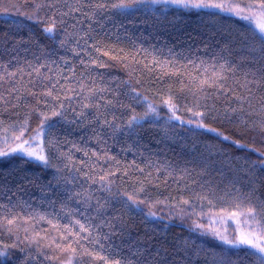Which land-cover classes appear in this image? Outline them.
I'll use <instances>...</instances> for the list:
<instances>
[{"label": "trees", "instance_id": "obj_1", "mask_svg": "<svg viewBox=\"0 0 264 264\" xmlns=\"http://www.w3.org/2000/svg\"><path fill=\"white\" fill-rule=\"evenodd\" d=\"M186 2L0 0V152L43 133L46 159L0 157L6 264H259L208 234L264 220L259 0Z\"/></svg>", "mask_w": 264, "mask_h": 264}, {"label": "snow or ice", "instance_id": "obj_2", "mask_svg": "<svg viewBox=\"0 0 264 264\" xmlns=\"http://www.w3.org/2000/svg\"><path fill=\"white\" fill-rule=\"evenodd\" d=\"M77 3H79V0H77ZM159 4V3H176L179 4L181 6L184 7H188L189 5L186 3V0H131V3H120V4H114L112 5L113 8H131L133 5H140V4ZM193 7H216V8H223V5L220 4H212V5H205V4H201V3H197V4H193L191 5ZM98 7H104V5H98ZM236 9L237 12L235 14L240 15V18L247 20L249 22H252L254 18L256 17H264V0H259L258 3H253V4H238L236 5ZM72 11H79V9L77 8H73ZM256 28L259 32V37H260V43H261V49L264 50V24H257ZM54 30V25L53 26H49L47 28L44 29L45 32L51 33ZM107 54V53H105ZM101 67H103V65H99ZM221 67H223V65H221ZM36 71L38 72L39 69H36ZM206 71V70H205ZM9 75H15V73H10ZM3 79V76H0V80ZM195 79V78H193ZM214 83V81H213ZM205 84H208L209 86H212L211 83H209V81L206 80H201L200 81V86L201 88H203V86ZM53 88H55V85H53ZM48 95H51V92L47 93ZM165 103L169 104V109L170 111L173 112V115H175V105L171 104L170 101H166ZM85 107H87V105H85ZM149 111H155L154 107H152L151 105H149ZM189 111H191V109H189ZM54 115H56L57 113H53ZM194 115L200 117L201 119L197 121V127L198 128H206V125L203 123V117L205 116V113H193ZM145 115H147V113H145ZM176 119H179V117H175ZM135 119V118H133ZM27 121H25V125H26ZM43 123V122H42ZM207 131H215V129H211V128H207ZM264 130V129H262ZM24 135V132L21 131L20 134L18 136L15 137L16 140H19L22 136ZM224 139H227V137H224ZM24 143H28V141H25ZM18 149L23 150V146L22 145H18L17 146ZM11 151H17V149H11ZM8 152H0V155H8ZM27 155L29 156H35L37 159L41 160V161H45V156L43 155V148L39 149V154H37L36 150H30L27 152ZM262 164H264V161H262ZM101 179H104L103 177ZM41 219H43V217H41ZM248 220H256V213L254 209H249L247 216H246V220L245 222L247 223ZM257 224L260 226L261 230H264V220H256ZM13 223V220H8V224L11 225ZM49 223L51 224L52 222L49 221ZM76 224L79 225V232L74 233L72 231V229L68 226V225H64V231L66 233L65 236H61V240H67L68 237H74V238H78V239H84L85 237H80V233L86 232L88 231V229L85 227L84 224L80 223V221H75ZM54 228H57L58 225L53 224L52 225ZM25 231H27V229H25ZM78 239L76 240V242H78ZM225 243H231L233 248H240L241 245H248L249 249L247 250V255H256L257 260L259 262V264H264V246H262L260 243H256L253 242V240L251 239H247L245 237H241L239 243H235V242H230L228 240H225ZM255 250V251H253ZM74 251V249H73ZM7 252L0 250V264H6L5 258L7 256ZM116 264H119V262H116Z\"/></svg>", "mask_w": 264, "mask_h": 264}, {"label": "rangeland", "instance_id": "obj_3", "mask_svg": "<svg viewBox=\"0 0 264 264\" xmlns=\"http://www.w3.org/2000/svg\"><path fill=\"white\" fill-rule=\"evenodd\" d=\"M187 3V2H186ZM164 4V3H159ZM164 5H179L176 3H167ZM237 16L240 17V15L237 14ZM242 19V18H241ZM244 20V19H243ZM247 22L248 25H250L256 33L259 35V32L256 28L257 24H264V18L262 17H256L253 19L252 22H249L247 20H244ZM43 141V133L37 134L35 137H33L28 143L20 142L13 147L8 148L7 150L3 152H8V155H19L24 156L29 159L40 161L35 156H29L27 155V152L30 150H36L37 154H39V149L43 148L42 146ZM18 145L23 146V150L18 149ZM11 149H17V151H11ZM44 155V152H43ZM7 156V155H0V157ZM246 217H229L226 219L219 220L216 225L208 232L209 236L214 239L219 244L223 245L224 247H227L229 249H236L232 247L231 243H225V240H228L230 242L239 243L241 237H245L247 239L253 240V242L260 243L262 246H264V236L260 233L258 227L256 224L252 222V220H248L247 223L245 222ZM229 226L231 228V232H228L226 230V227ZM240 248H246L249 249L248 245H241ZM255 251V250H253Z\"/></svg>", "mask_w": 264, "mask_h": 264}]
</instances>
